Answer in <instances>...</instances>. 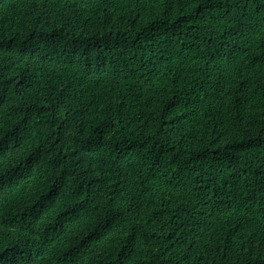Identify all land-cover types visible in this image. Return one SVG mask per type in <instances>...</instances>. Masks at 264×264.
<instances>
[{
    "label": "trees",
    "instance_id": "trees-1",
    "mask_svg": "<svg viewBox=\"0 0 264 264\" xmlns=\"http://www.w3.org/2000/svg\"><path fill=\"white\" fill-rule=\"evenodd\" d=\"M0 264H33V0H0ZM34 264H264V0H34Z\"/></svg>",
    "mask_w": 264,
    "mask_h": 264
}]
</instances>
